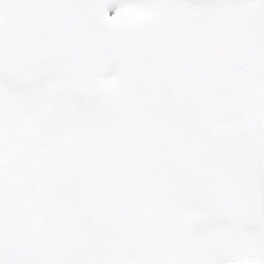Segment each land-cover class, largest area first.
Returning <instances> with one entry per match:
<instances>
[{
	"label": "snow or ice",
	"instance_id": "obj_1",
	"mask_svg": "<svg viewBox=\"0 0 264 264\" xmlns=\"http://www.w3.org/2000/svg\"><path fill=\"white\" fill-rule=\"evenodd\" d=\"M0 264H264V0H0Z\"/></svg>",
	"mask_w": 264,
	"mask_h": 264
}]
</instances>
